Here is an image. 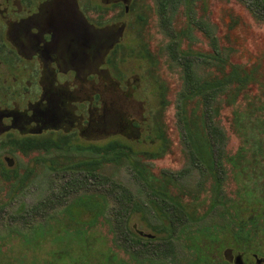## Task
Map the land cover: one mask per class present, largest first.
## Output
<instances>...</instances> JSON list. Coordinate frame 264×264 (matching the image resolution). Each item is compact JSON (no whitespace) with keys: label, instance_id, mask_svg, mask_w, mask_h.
Segmentation results:
<instances>
[{"label":"rangeland","instance_id":"obj_1","mask_svg":"<svg viewBox=\"0 0 264 264\" xmlns=\"http://www.w3.org/2000/svg\"><path fill=\"white\" fill-rule=\"evenodd\" d=\"M133 4L131 14L125 18L128 24L127 31L115 50V56L111 57L113 63L111 65L104 63L102 67L114 81L120 82L117 89L109 84L104 93L108 92V97L115 100L117 114L122 113L125 121L134 122L138 133L131 131L128 139L117 135L97 143H90L80 138L66 140L54 137V139L69 141L74 147L89 144L105 145L111 141H121L129 145L135 151L131 160L143 168V175L150 180V184L155 188L163 186L170 196L182 202L188 214L194 216L192 221L184 219L177 223L174 239L178 257L182 261L190 262L197 259V253L187 247L185 237L196 236L200 232L210 233L214 229L221 232L222 227L229 222L228 215L222 206L212 212L209 211L213 199V182L209 176H204L205 173L199 172L190 161L183 125L179 119L180 99L186 89L184 71L180 65L171 60L169 46L172 38L166 36L160 27L156 0H134ZM189 9L188 14L182 1L169 12L171 29L177 33V36L185 28L188 19L193 23L188 37L181 43V51L193 50L205 53L214 51L210 38L197 27L199 23H206L211 27L219 53L230 63L249 67L261 60L264 67V23L258 20V18L263 19L264 14L258 9L254 0H191ZM146 52L150 54L151 59ZM184 61L187 60H179L181 63ZM189 62H192L193 67L204 77H211L216 73L212 63H203L196 59H189ZM256 89L255 87L253 94L258 93ZM226 92L218 98L219 114L216 121L225 132L224 150L229 157L238 153L242 141L234 128L233 112L236 107L226 104ZM239 102L241 108L246 104L243 97ZM196 106L197 103L192 102L191 109ZM120 123L125 125V122ZM158 127L165 132L169 145L164 156L152 160L141 153L158 151L161 145L157 136ZM75 151V149H71L70 152L40 149L24 153L19 149L5 152L0 148V264H21L26 255L29 261L32 260V256L42 258L47 255V250L53 247L51 242L48 241L40 246L42 252H33L31 248L25 246L23 235L29 232L32 226L39 227L36 225L37 220L44 224L42 218L46 215L51 217L47 226H53L57 219H62L65 210L54 211L57 205H67L81 194L103 193L106 189L94 180L86 181L83 174L63 171L66 167L84 159ZM5 158H10L13 165L9 166L4 161ZM225 168L228 176L223 186L221 200L236 202L238 184L233 176L235 170L229 163L225 164ZM27 171H31L29 179L23 187H19L18 179ZM58 171L59 173L56 174ZM98 171L101 175L121 184L119 186L130 193V198L143 206L144 212L137 211L131 214L128 227L132 231L156 235L159 241L164 234L152 230L153 225H159L160 221L152 210L151 202L155 200L162 206L164 204L161 199L152 195L145 184L136 177L127 161L119 165H103ZM166 174L173 176L175 180L166 177ZM199 182L203 183L202 188H197ZM188 186H192L193 190L187 188ZM110 198L118 202L117 195L114 194ZM46 200H51L54 204L43 211L35 210L40 202ZM21 206L27 212H21ZM121 207L124 206L119 201L108 215H101L97 230L109 234L110 238L116 235L117 245L111 242L108 243L109 246L119 249L120 244L121 246L125 244V247L137 254L139 250L121 242V235L117 236L115 232L113 233L112 227L105 220L113 219L116 223L115 218L121 215L119 212ZM251 211H246L244 217L248 218L252 214ZM91 216V212L88 211L82 215V218L88 220ZM220 240V243L213 244L209 243L206 237H202L201 246L205 251L204 254L209 256L212 251H218L221 252L222 258H226L222 249L225 246L237 250L258 251V241L254 242V246L236 243L230 233H226ZM121 255L125 258L130 257L123 251ZM248 257L251 262L253 256ZM258 258L262 259L264 256L260 254ZM135 263L138 264L136 261Z\"/></svg>","mask_w":264,"mask_h":264},{"label":"trees","instance_id":"obj_2","mask_svg":"<svg viewBox=\"0 0 264 264\" xmlns=\"http://www.w3.org/2000/svg\"><path fill=\"white\" fill-rule=\"evenodd\" d=\"M182 1L189 14L191 0H156L160 27L166 36L172 38L169 46L171 60L180 65L184 71L186 89L180 99L179 119L183 125L190 161L199 172L205 173L204 176H209L213 182V199L209 211L212 212L219 206L224 207L229 222L222 227L221 232L214 229L210 233L200 232L196 236H186L187 247L196 251L197 259L190 262L183 260L181 264H201L202 259H205L204 264H206L207 257L201 246L202 237H206L209 243L214 244L220 243V239L226 233H230L236 243L254 246V242L258 241V255L264 256V67L261 60L249 67L230 63L219 53L211 27L206 23H199L197 27L210 38L214 51L212 53L181 51V43L188 37L193 23L188 19L185 28L177 36V33L171 29L169 12ZM254 3L264 14V0H254ZM258 20L264 23V17ZM146 54L150 59L152 58L148 52ZM180 59L187 61L181 63ZM189 59L212 63L216 73L211 77H204L193 67L194 64L189 62ZM255 87L258 90L257 94H253ZM225 91H227L226 104L236 107L233 112L234 128L242 141L238 153L229 157L224 150L225 132L216 121L219 114L217 101ZM242 97L246 100V104L241 108L239 101ZM192 102L197 103L193 110ZM157 131L158 139L161 141L158 151L141 153L152 160L164 156L169 145L163 129L158 127ZM17 149L24 153L40 149H57L64 152L75 149L77 155L84 159L66 167L63 171L83 174L86 181L94 180L106 188L103 193L81 194L67 205H57L54 211L65 210V215L62 219H57L53 226H47L51 218L48 215L42 218L45 221L44 224L37 220L36 225L39 227L32 226L30 231L23 235L25 246L31 248L33 252H42L43 249L40 246L49 241L53 247L47 250V255L42 258L35 255L29 261V257L24 256L21 264H136L135 261L138 264H145L147 260L158 259L165 264H172L178 258H176L172 236L176 233L178 222L184 219L192 221L194 216L188 214L182 202L170 196L163 186L155 188L150 184V180L143 175V168L131 160L135 151L129 145L121 141H111L105 145L89 144L74 147L66 140L49 138L35 141L33 138H26L17 144ZM123 161L129 163L136 177L164 204L161 206L155 200L151 202L152 210L160 221V224L153 225V228L155 230L162 228L166 234V237L162 238L164 248H161L160 244L152 245L155 241L142 239L128 227L131 214L137 211L144 212L143 206L132 200L130 193L119 186L121 184L101 175L98 171L103 165H119ZM226 163L233 166L234 180L238 184V199L232 203L221 200L223 186L228 176ZM30 174L31 171H27L18 179L19 187L25 185ZM167 176L175 180L173 176L166 174ZM198 185L197 188L203 187L201 182ZM187 188L193 190L192 186ZM114 194L124 207L119 209L121 215L115 218L116 223L113 219L105 220L112 227L113 233L115 232L117 236L121 235V242L139 250L137 254L125 247V244L122 246L120 244L119 249L109 246L108 243L111 242L117 245L116 235L110 238L109 234L100 233L97 230L100 216L108 215L118 203L110 198ZM51 204H54L51 200L40 202L35 210L43 211ZM170 209L175 215H169ZM248 210H252V214L246 218L244 214ZM20 211L27 212L23 206L20 207ZM88 211L92 216L88 220H83L82 215ZM121 251L131 258L123 257Z\"/></svg>","mask_w":264,"mask_h":264},{"label":"flooded vegetation","instance_id":"obj_3","mask_svg":"<svg viewBox=\"0 0 264 264\" xmlns=\"http://www.w3.org/2000/svg\"><path fill=\"white\" fill-rule=\"evenodd\" d=\"M133 3L0 0V148L5 152L17 150V144L26 138H80L97 143L117 135L128 139L131 131H137L134 122L117 114L115 100L104 93L109 84L117 89L120 82L102 67L113 63L111 57L127 31L125 18L131 14ZM108 117L111 123L106 124ZM4 161L13 165L10 158ZM161 229L152 227L164 234L159 241L156 235L133 232L164 248L162 238L166 234ZM176 233L172 236L175 252ZM222 249L226 258L212 251L209 256L205 254L206 264H264L258 251ZM249 255L253 256L251 262ZM181 262L178 257L172 264ZM145 264L165 262L147 260Z\"/></svg>","mask_w":264,"mask_h":264},{"label":"water","instance_id":"obj_4","mask_svg":"<svg viewBox=\"0 0 264 264\" xmlns=\"http://www.w3.org/2000/svg\"><path fill=\"white\" fill-rule=\"evenodd\" d=\"M119 35H121V32L119 33ZM120 37V36H119ZM108 123H111V119H110V117H108V119L106 120V124H108Z\"/></svg>","mask_w":264,"mask_h":264}]
</instances>
